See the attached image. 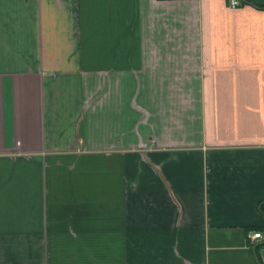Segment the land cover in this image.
<instances>
[{"label": "crops", "instance_id": "0c3cea01", "mask_svg": "<svg viewBox=\"0 0 264 264\" xmlns=\"http://www.w3.org/2000/svg\"><path fill=\"white\" fill-rule=\"evenodd\" d=\"M0 264H264V0H0Z\"/></svg>", "mask_w": 264, "mask_h": 264}, {"label": "built area", "instance_id": "2783aa9c", "mask_svg": "<svg viewBox=\"0 0 264 264\" xmlns=\"http://www.w3.org/2000/svg\"><path fill=\"white\" fill-rule=\"evenodd\" d=\"M242 3V0H227V6L229 8H236ZM250 239L255 240L262 237L261 232L259 231H252L248 234Z\"/></svg>", "mask_w": 264, "mask_h": 264}]
</instances>
